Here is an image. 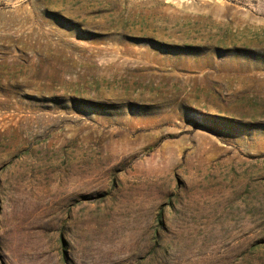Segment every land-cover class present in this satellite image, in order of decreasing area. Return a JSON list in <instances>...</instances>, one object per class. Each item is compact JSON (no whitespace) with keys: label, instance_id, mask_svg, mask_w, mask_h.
<instances>
[{"label":"rangeland","instance_id":"374dc122","mask_svg":"<svg viewBox=\"0 0 264 264\" xmlns=\"http://www.w3.org/2000/svg\"><path fill=\"white\" fill-rule=\"evenodd\" d=\"M0 264H264V0H0Z\"/></svg>","mask_w":264,"mask_h":264},{"label":"trees","instance_id":"16d2710c","mask_svg":"<svg viewBox=\"0 0 264 264\" xmlns=\"http://www.w3.org/2000/svg\"><path fill=\"white\" fill-rule=\"evenodd\" d=\"M148 149H150V148H148Z\"/></svg>","mask_w":264,"mask_h":264}]
</instances>
